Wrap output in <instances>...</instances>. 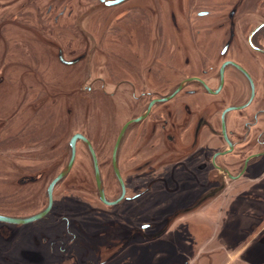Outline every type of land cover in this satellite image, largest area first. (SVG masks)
I'll return each mask as SVG.
<instances>
[{"label": "flooded vegetation", "instance_id": "af4514ba", "mask_svg": "<svg viewBox=\"0 0 264 264\" xmlns=\"http://www.w3.org/2000/svg\"><path fill=\"white\" fill-rule=\"evenodd\" d=\"M43 1L0 0V36L7 35L16 22L23 28L31 20L39 26L37 31L44 32L42 17L51 18L55 26L74 17L89 49L67 59L58 48L63 67L75 68L90 58L93 32L81 24L90 19L94 5L112 9L131 4L123 21L133 20L136 32L125 34L119 31L122 26L108 27L104 46L113 56L101 66L100 75L91 63L86 65L84 80H76L82 83L79 94L87 101L99 98L107 111H113L112 121L117 120L106 159L90 137L74 133L66 165L47 184L45 199L37 197L31 203L38 209L21 215L0 212V216L29 220L22 225L0 222V239L10 249L21 237L20 230L27 233L32 251L17 264L212 260L199 253L215 247L212 237L221 233L222 213L233 202L244 200L239 193L243 188L259 182L264 186V0H150L145 3L148 18H142L146 13L138 5L140 0L111 7L107 3L115 0H47L44 15L35 19L29 9L40 8ZM77 8L84 11L77 13ZM162 8L164 16L157 12ZM183 14L188 16L182 18ZM147 19L153 23L140 24ZM152 25L157 32H144L143 27L146 31ZM33 35L37 39L38 33ZM117 48L122 53H115ZM36 97H42L41 105L46 103L44 94ZM76 135L91 144L100 180L89 146L78 140L71 170L51 191L69 165L70 142ZM107 135L114 136L113 128ZM80 145L89 158L88 176L78 177L69 187L70 194L58 198L57 188L75 170ZM40 146H25L23 152L38 153ZM43 180L46 174L37 170L24 174L20 184ZM257 195L258 201H264L263 192ZM248 214L254 218L252 211ZM261 236L255 241L260 242ZM90 242L100 248L92 259L85 247ZM34 247L40 256L52 251L54 260L36 256ZM190 248L198 253L192 259ZM81 250L83 259L78 257ZM144 252L148 259L138 263ZM1 259L2 264L13 263L7 253Z\"/></svg>", "mask_w": 264, "mask_h": 264}, {"label": "rangeland", "instance_id": "374dc122", "mask_svg": "<svg viewBox=\"0 0 264 264\" xmlns=\"http://www.w3.org/2000/svg\"><path fill=\"white\" fill-rule=\"evenodd\" d=\"M139 2L141 3L138 5L143 7L142 10L146 13L144 16L141 15L142 18H148L146 16H149V8H145V3L149 4L150 0H140ZM47 4V0L40 2V8L29 9L30 14L35 19H37V14L38 16L44 15ZM129 5L131 4L112 9H106L99 5L93 6L89 12L92 13L90 19L86 21L87 23L81 22V25L93 32L94 49L88 61H83L75 68L63 67L58 61V48L65 51L67 59H74L89 49V45L80 37L75 28L74 17L71 19L66 17L57 26L51 22V18L42 17L41 25L44 27V32L37 31L39 26L36 22H31L30 19V23L25 24L23 28L14 22L15 24L11 30H8V34L4 37L0 36L1 213L21 215L38 209L31 203L37 197L40 198V201L45 199L47 184L66 165L69 159L68 142L74 133L80 131L90 137L102 154L103 160L106 159L107 149L116 136L117 120L112 121L113 111H107L105 105L98 98L100 96L97 97V101L94 99L87 101L84 95L79 94L78 87L82 83H77L76 80L78 82L84 80L83 74L86 65L91 63L96 65V72L100 75L102 73L101 66L113 56L114 52L108 53L104 46L108 27L122 26L119 29L121 33L135 34L136 31L132 25L134 21H123V17H126L130 10ZM83 11L77 8V13ZM164 11L165 8L157 9L159 15L163 14L164 16ZM187 16V14L186 16L183 14L182 18ZM150 23L153 21L149 19L140 22L145 26H149ZM151 27L146 31L143 27L144 32L148 34L157 32L153 25ZM35 33H38L37 39L33 35ZM111 38L112 42L117 39L115 36ZM51 44H56V47ZM115 53L122 52L117 48ZM143 56L144 54H142ZM75 75H81V78L75 77ZM31 87H34V91ZM73 92L76 94L74 95ZM41 93L44 94V98L46 97L44 105H41L40 102L42 97L40 99L36 97V94ZM27 94L28 100L26 99ZM53 97H56V100ZM108 128H113L114 136L107 135ZM34 145H41L38 153L27 155L23 152V147ZM57 146L59 147L57 148ZM88 160L85 148L80 145L75 170L57 188L58 198H62L64 194H70L69 187L78 177L88 176L87 172L90 170ZM37 170L46 174V180L36 185L22 186L20 184V178L24 174L34 173ZM261 184V182L255 183L248 186V189L243 188L239 191L240 197L244 200L233 202L234 205L229 206L222 213L223 218H220L221 233H216L212 237L215 247L200 250L199 255L211 256L213 259L207 262L201 259L196 264H201L203 260V264H264V231L261 233V241H255L264 228V201L257 200V194L264 193V186ZM235 211L238 216L235 215ZM250 211L254 215L253 219L248 216ZM230 214L235 216L227 217ZM20 231L21 237L10 249L7 248L6 241L0 239V264H2V255L6 253L11 256L12 264H17L22 262L23 255L27 251H32V243L25 235L27 233ZM85 247H87L88 259L95 257L100 249L95 242H90ZM86 249L84 250L86 251ZM84 250L78 253L80 259H83L85 255ZM193 250L190 248L191 259L198 254ZM144 253L146 254H142L138 263L148 259V252ZM33 254L47 260H54L52 251L40 256L37 254V248L34 247ZM63 257L64 255L61 258ZM79 264L84 263L80 262ZM193 264L195 263L193 262Z\"/></svg>", "mask_w": 264, "mask_h": 264}, {"label": "water", "instance_id": "95a60500", "mask_svg": "<svg viewBox=\"0 0 264 264\" xmlns=\"http://www.w3.org/2000/svg\"><path fill=\"white\" fill-rule=\"evenodd\" d=\"M123 1H126V0H115V1H110L107 3L108 6H116V5H119L121 2ZM78 140H82L84 141L90 148V151L93 155V159L95 161V170H96V174H97V177L99 176V171H98V166H97V159H96V156L94 154V151L91 147V144L88 142V140L83 136V135H76L72 138L71 142H70V148H71V159H70V162H69V165L67 166V168L62 172V174L55 180V182L52 184L51 186V191L52 189L54 188V186L56 185V183H58L59 181H61L63 178H65L69 171L71 170L73 164H74V161H75V158H76V147H77V142ZM122 140V136L119 138L118 142H117V145H116V152L118 151V148H119V144ZM98 179L100 180V178L98 177ZM50 191V194L52 193ZM38 217H41V216H37L35 217V219H37ZM27 221L29 220H26V219H17V218H10V217H5V216H0V222H4V223H9V224H19V225H22L24 223H26Z\"/></svg>", "mask_w": 264, "mask_h": 264}]
</instances>
